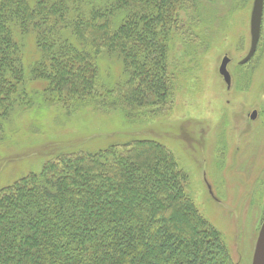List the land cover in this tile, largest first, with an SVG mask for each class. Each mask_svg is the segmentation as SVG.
I'll use <instances>...</instances> for the list:
<instances>
[{"label": "trees", "instance_id": "16d2710c", "mask_svg": "<svg viewBox=\"0 0 264 264\" xmlns=\"http://www.w3.org/2000/svg\"><path fill=\"white\" fill-rule=\"evenodd\" d=\"M194 0H0V137L30 79L44 104L95 113L164 107L168 46L178 12ZM121 79L99 82L102 52ZM186 174L151 139L94 153H61L0 188V264H233L219 231L185 193Z\"/></svg>", "mask_w": 264, "mask_h": 264}, {"label": "rangeland", "instance_id": "374dc122", "mask_svg": "<svg viewBox=\"0 0 264 264\" xmlns=\"http://www.w3.org/2000/svg\"><path fill=\"white\" fill-rule=\"evenodd\" d=\"M96 1V0H94ZM253 0H194L178 12L168 46L171 90L164 107L95 113L44 104L42 82L30 79L37 59L32 38L23 39L22 63L31 104L17 110L0 137V188L61 153H94L133 139L164 145L186 174L185 193L214 226L233 264H251L264 221V0L256 49L250 46ZM230 61L227 88L218 67ZM99 82L121 79V63L98 57ZM255 112L252 119L250 115Z\"/></svg>", "mask_w": 264, "mask_h": 264}, {"label": "water", "instance_id": "95a60500", "mask_svg": "<svg viewBox=\"0 0 264 264\" xmlns=\"http://www.w3.org/2000/svg\"><path fill=\"white\" fill-rule=\"evenodd\" d=\"M262 9H263V0H253L252 10L250 15V25H249L250 46L245 57L239 61L240 64L246 63L255 52L258 36L260 32ZM229 61L230 59L228 56L226 55L223 56L218 67V72L222 76L223 81L225 82L227 88L231 84L230 74L227 70V64L229 63ZM250 117L252 119L255 117L254 111L252 112ZM251 264H264V221L261 225V228L259 230L255 242Z\"/></svg>", "mask_w": 264, "mask_h": 264}, {"label": "flooded vegetation", "instance_id": "af4514ba", "mask_svg": "<svg viewBox=\"0 0 264 264\" xmlns=\"http://www.w3.org/2000/svg\"><path fill=\"white\" fill-rule=\"evenodd\" d=\"M231 78V77H230Z\"/></svg>", "mask_w": 264, "mask_h": 264}]
</instances>
